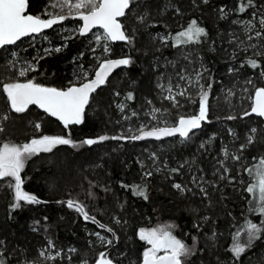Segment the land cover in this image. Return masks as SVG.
Masks as SVG:
<instances>
[{
	"label": "trees",
	"instance_id": "1",
	"mask_svg": "<svg viewBox=\"0 0 264 264\" xmlns=\"http://www.w3.org/2000/svg\"><path fill=\"white\" fill-rule=\"evenodd\" d=\"M48 2L29 0L28 12L43 15ZM256 2L259 5L261 0ZM236 4L237 0H209L208 4H203L202 0H137L132 11L123 18L130 33L133 28L137 29L134 43H111V53L99 57L91 51L89 36H80L76 31L71 35L64 33L63 39L58 34V27L81 25L79 19L72 17L65 19L61 26L44 33L52 40L48 50L29 46L26 44L27 38L0 49V114L8 111L2 85L21 80L17 77V70L12 71L7 62L13 52L25 57L37 69L29 71L24 80L34 79L38 84L57 88H66L70 82H83L81 65L90 78L99 67V62L105 59L131 56L134 61L130 67L117 71L92 94L82 125L65 130L34 106H30L29 112L25 114L10 113L8 121H0V126L5 127V131L0 133V143L19 145L27 139L44 135L67 136L70 131L71 139L78 145H60L52 152L33 156L26 162L21 173L23 190L35 195L43 203L23 204L21 208L13 210L14 192L0 181V241H3L0 244V256L4 264H59L39 260V251L47 240H51L62 251L76 249L70 253V264H93L99 253L105 250H109V257L115 264H140L147 246L139 240L138 230L170 224L177 226L171 229L173 234L189 246L193 243L192 237H197V252L186 264H264V239L247 247L239 261H235L229 251L237 232L240 233V243L245 244V226L249 221L259 225L264 220V216L253 210L257 206L255 197L246 191L255 176L246 169L258 163V159L254 161L253 157H264V122L256 116L243 115L250 110L249 101H241L239 105L235 101L225 100L227 87L236 89L248 79L253 81L255 87H264V79L259 75L261 69L254 70L247 65L240 67L248 58H253L264 68V56L254 55L256 51L264 50L261 47L264 46V40L247 41L243 28L232 23L233 20L251 19L250 12L253 11L250 9L237 15L233 11ZM165 5H169L166 11L163 10ZM221 7L229 12L227 19L220 18ZM176 9H179V13ZM146 10L155 27L144 29L135 22V15ZM192 19H196L208 32L207 38H202V43L177 48L172 47L171 39L167 46L161 44L157 37L154 39L157 35L177 34ZM254 23L256 30H260L258 22ZM234 36L239 37V40L230 43ZM240 41H244V44H240ZM249 44L258 47L242 50ZM57 48L59 52L55 51ZM204 68L208 71L203 72ZM230 68L238 71L230 73ZM197 72H203L200 77L202 85H212L209 89L210 122L202 123V127L191 134L190 139H183L186 141L184 145L178 144L176 138L144 143L109 139L91 146L79 143L101 135L111 137L123 133V136L128 137L134 135L142 125L146 129L161 127L162 118L166 124H171L181 116L195 115L198 112L196 97L192 94L191 99L177 97L179 105L173 107L170 101L164 99V93L157 83L159 81L167 86L170 80L175 87L182 84L177 73L193 79ZM117 92L128 105V110L124 112L117 107ZM129 92L133 93V100L125 99ZM193 100L196 102L193 103ZM153 109L160 110L155 114V120L150 118ZM132 112L135 116H130ZM123 116L127 119H123ZM228 116L236 118L229 120ZM35 123H40L39 130L33 126ZM127 126L133 127L132 132L126 131ZM253 127L257 129L255 143L239 151L238 145L246 143ZM229 129L233 134L229 133ZM199 144H204V147L201 148ZM224 145L231 151L239 152L242 157L230 167L227 177L232 180L231 183L229 179H219L224 171L216 166ZM145 150L150 154L145 153ZM151 154H155L157 164L149 169L153 160ZM139 160L147 163L144 169L138 163ZM181 164H184L183 168H180ZM156 168L161 171H156ZM171 168H180V171L171 173ZM144 170L153 171V175L142 181ZM191 176L215 183V187L209 184L207 190L210 207L209 201L204 200L200 192L190 185ZM121 182L147 184L149 200L145 201L122 189ZM174 182L187 185L192 192L181 195L172 188ZM66 200L79 202L90 216L111 227L116 237L112 246L99 245L87 235L88 232L97 231L113 239L111 233L96 224L83 221L74 209L60 203ZM205 215L210 217L207 222L200 220ZM114 218H119L121 223L116 224ZM198 222L201 224L199 229L193 227ZM213 233L216 234L215 239L210 240Z\"/></svg>",
	"mask_w": 264,
	"mask_h": 264
},
{
	"label": "snow or ice",
	"instance_id": "2",
	"mask_svg": "<svg viewBox=\"0 0 264 264\" xmlns=\"http://www.w3.org/2000/svg\"><path fill=\"white\" fill-rule=\"evenodd\" d=\"M203 4H208L209 0H202ZM137 4V0H53L49 7L52 9H59V12H48L45 11V15L49 18L42 19L40 15L27 14L29 7V0H0V48L7 45H13L18 40L23 37L32 36L33 34H39L45 29L52 28L54 25L61 23L69 17L77 18L82 21V26L78 29V34L80 36H85L93 29H101L102 33L94 34L97 44H101L103 47V52L105 54L111 53L110 43L114 42H124L128 45H132L135 40V32L137 29L133 28L131 33L129 32L126 24L123 22L130 11L133 9V5ZM169 5L164 6V11L167 10ZM64 9H67V13H64ZM251 19L249 20H233L232 23L243 28L248 41L253 39L264 40V0L258 5L256 0H237V4L233 11L237 15H242L249 10ZM179 13V9H176ZM220 18L227 19L229 12L225 8L221 7L219 9ZM150 13L146 10L142 14H136L134 19L135 22L141 25L144 29L155 27L156 24L149 20ZM258 22L259 29L256 30V23ZM254 32V35L251 33ZM208 32L203 27L200 26L196 19H192L187 26L175 35L169 36H159V42L164 46H167L169 39L172 40V47H182L192 44H200L203 42L202 38H207ZM156 37H154L155 39ZM239 40V37L231 39L229 42L234 43ZM240 44H244V41H240ZM256 49L258 45L249 44L242 50L247 51L248 48ZM264 47V46H261ZM159 50V49H157ZM55 51L59 52L60 49L57 48ZM95 51V49L93 50ZM15 55V53H13ZM257 57L264 56V50H259L254 53ZM43 59V57H41ZM187 59V56H185ZM133 59L131 56H125L118 59H105L99 62L98 70L95 71L94 79H89L87 71L83 69L81 65V71L83 73L82 80L80 83H69L66 88H57L44 86L38 84L34 79H28L24 82H9L2 85V92L6 96L7 109L8 111L0 114V121L6 122L11 116L10 113L15 114H25L29 112L30 106H35L41 109L50 117H54L59 121L65 130H70L71 126H79L85 123L86 120V109L90 105L92 99V94L97 91L102 85H104L108 77L112 74L113 70L121 67H130L133 64ZM169 63H173L169 61ZM247 65L252 69H261L259 75L261 79H264V68H262L261 63L257 59L248 58L244 63H241L240 67L243 68ZM173 67L175 64L173 63ZM36 67L29 64L27 68L21 69L18 72L19 77H26L29 71H36ZM208 71L206 68L203 72ZM238 71V69H229V72ZM203 72H197V78L195 83L199 85V98H198V114L192 116H181L177 121L175 126H165V127H152L150 130H146V126L142 125L139 129L138 135H132L125 137L123 135L111 136L101 135L97 138H86L79 143L81 145H94L109 139L112 140H144L147 138L161 139L162 137H172L177 136L183 138L184 140L190 139V133L194 134V130L200 129L202 123H209V91L205 89L203 85H200V77H202ZM181 80H187L188 78L184 75L177 73ZM80 79V78H78ZM163 80V76L160 77ZM247 84L253 85V81L248 79ZM211 83L207 85V89H211ZM157 87L168 94L164 96V99L170 101L173 107L179 105V100L177 97H187L191 99L187 89L174 90L170 80L166 86L164 83H157ZM179 85L176 89H179ZM254 87V93L250 97L251 107L250 110L244 112V116L255 115L258 118L264 120V87ZM245 92L248 91L247 88L244 89ZM117 96L120 95L119 92L115 93ZM232 94L231 92L229 93ZM133 93H127L125 99L133 100ZM193 103L196 101L193 100ZM151 104V101H149ZM117 107L121 112L124 111L125 105L119 104ZM159 109H153V118H155V113L159 112ZM135 115V113H133ZM234 116H228L227 119H235ZM127 119V117H125ZM35 129L39 130L41 128L40 123H35L33 125ZM5 131V127L0 126V133ZM131 131V129H130ZM257 132L256 128H251L250 133L255 134ZM229 133L232 130L229 129ZM248 135L246 138V143L240 146V150L243 151L248 145L255 143V136ZM60 145H68L71 147H77V143L71 139V132L68 131L67 136L64 135H44L39 139L33 138L30 142L23 144H15L11 142L0 143V181L7 180L8 186L14 192V203L12 204L13 210L19 209L23 204L35 205L43 203L35 195L30 194L23 190L24 179L21 176L26 162L33 156L39 155L40 153H50L54 148ZM201 148L204 144L200 145ZM225 158H229V153L227 150L224 151ZM154 161L156 159L155 154L151 157ZM234 160L239 161V156H232ZM254 161L258 159V163L254 164L252 168L246 169V171L252 175L255 174L256 182L250 184L246 191L252 194L256 201L257 206L253 209L264 216V157H253ZM140 163L141 168L144 169L145 165ZM167 167V165H165ZM184 164L180 165L183 168ZM221 167L224 169V173H228L229 169L221 162ZM180 168H171L169 171L171 173H179ZM156 171H161L160 168H156ZM153 171L144 170L142 172V181L151 178ZM203 178H201L202 180ZM220 180L229 179V183L232 182L230 178L226 175H220ZM193 183H196V177H193ZM210 183L215 187L214 182ZM199 192L204 200H208V206H211V201L209 200L208 191L205 187L200 184ZM120 187L126 191H130L133 196L142 198L143 200H149V191L147 184L134 183L126 184L121 182ZM172 188L175 189L181 195L192 192V189L187 187V185L174 182ZM107 190V189H106ZM195 194V193H193ZM60 203H65L69 209H74L79 213L85 221H91L97 224L98 227L111 233L113 238H115V232L111 227L104 224H100L95 217L90 216L84 209V206L79 202L73 200L61 201ZM123 208V204L120 205ZM197 211V210H193ZM47 219V218H45ZM210 219L209 216L205 215L200 217L201 221L207 222ZM116 224H120L121 220L119 218H114ZM39 223L38 221L36 222ZM124 223H127L124 221ZM177 227L176 225H167L165 227L156 228H140L137 232V236L140 241H143L148 247L142 253L141 264H186V261L194 256L197 252V237H192V245L189 246L183 240L177 238L171 229ZM193 227L199 229L201 224L195 223ZM245 231L247 233V241L245 244L240 243V233L237 232L233 237V244L229 251L231 252L235 261H239L242 254L245 253L246 248L250 247L255 241L264 239V220L260 221V224L252 223L249 221L245 226ZM98 240L105 245V247L113 244V239H107L105 236L100 235V233H92ZM215 233L209 237L210 240L215 239ZM3 244V241H0ZM69 252H75L76 249L70 248ZM54 253V254H53ZM39 256L46 260L55 261L61 256L60 251L55 250V244L49 240L46 249L39 252ZM0 264H4L2 256H0ZM96 264H115V261L109 258L107 252L99 253V258Z\"/></svg>",
	"mask_w": 264,
	"mask_h": 264
},
{
	"label": "rangeland",
	"instance_id": "3",
	"mask_svg": "<svg viewBox=\"0 0 264 264\" xmlns=\"http://www.w3.org/2000/svg\"><path fill=\"white\" fill-rule=\"evenodd\" d=\"M53 2V0H49V2H48V5H47V7H46V9H45V11L47 10L48 12H59V9L57 8V9H52L51 7H49V5H50V3H52ZM45 11H44V13H43V15H40L41 16V18L42 19H45V18H49L48 16H46L45 15ZM67 9H64V13L66 14L67 13ZM59 26H61V25H59ZM58 27V26H57ZM79 27H80V25L78 26V27H76V26H70V27H67V26H61V27H58L57 28V32H58V34L59 35H61V38H63L64 39V33H66V34H69V35H71L72 33L74 34L76 31H78V29H79ZM100 33H102V30L101 29H96V30H93L88 36H89V38H90V43H91V45H92V49H91V51L92 52H96V57H99V56H103V55H105V53L103 52V47H102V45L101 44H97V42H96V39H95V35L94 34H100ZM245 33V32H244ZM252 35H254V32L253 33H251ZM159 36H162V35H159ZM158 35L157 36H155V37H159ZM245 37H246V34H245ZM246 40H247V38H246ZM248 41V40H247ZM51 43H52V40L51 39H49V37L48 36H46L45 34H40V35H38V36H32V37H29V38H27V43L26 44H28L29 46H37V47H42V49L44 50H48L49 49V47L51 46ZM111 44V43H110ZM109 44V45H110ZM95 49V51H93ZM13 53H15V55H13ZM12 53V55H11V58L9 59V60H7V62L9 63V65L11 66V70L13 71V70H17V72H19L21 69H24V68H27L28 67V65L29 64H32L33 65V63L32 62H29V60H27L25 57H23V56H21V55H18V53H16V52H13ZM17 77H19V75L17 74ZM187 77V76H186ZM24 78L25 77H19V79H21L19 82H24L25 80H24ZM188 78V77H187ZM196 78H197V74L195 75V78H188L187 80H181L182 81V84H180L179 86V89H176V86L174 87L173 86V88H174V90H183V89H187V91H188V93H189V95H190V97H191V94L193 95V97H196L197 98V100H198V98H199V85H197L196 83H195V81H196ZM7 83H9V82H7ZM203 83H201L200 82V85H202ZM204 86V85H203ZM205 87V86H204ZM245 88H247L248 89V91L247 92H245L244 91V89ZM160 89V88H159ZM205 89L206 90H208L209 91V100H208V103H209V107H210V99H211V92H210V90L209 89H207V87H205ZM161 90V89H160ZM254 87H253V85H247L246 83H242L241 85H239V87L237 88L236 87V89H231V88H229V87H227V89H226V94H227V97L225 98V100H227L228 99V101L229 102H236V103H238L239 105L241 104L240 102L241 101H244V100H247V101H249V106L251 107V99H250V97L252 96V94L254 93ZM163 93H164V96H166L168 93L167 92H165V91H162ZM232 93L231 95L229 94V93ZM186 99H187V97H185ZM166 100V99H165ZM116 104L117 105H119V104H123V105H125V108H124V111H126V110H128V105H127V103H125V101H124V99L122 98V97H117V101H116ZM197 106H198V108H199V104L197 103ZM123 111V112H124ZM133 113L134 112H132L131 114H130V116H135V115H133ZM152 113H153V111H152ZM151 113V114H152ZM158 113V112H157ZM156 114V113H155ZM195 114H198V112L197 113H195ZM125 116H123V119H125L124 118ZM151 119H153V120H155V118H153V116L151 115V117H150ZM161 123H162V126H170V125H174L176 122H174V123H171V124H166V121H165V119H163L162 118V120H161ZM253 128H255V127H253ZM130 129H131V132H132V129H133V127L131 128L130 126H127V128H126V131L128 130V131H130ZM137 132H138V130L136 131V133H133L134 135L135 134H137ZM250 134H252V133H249L248 135H250ZM119 135H123V133H119ZM252 135H255V134H252ZM42 137V136H41ZM35 138V137H34ZM37 139H39L40 137H36ZM31 139H33V138H30V139H27V141L25 142V143H27V142H30V140ZM177 139V143L178 144H180V145H184V142H186V141H184L183 139H181V138H176ZM104 142V141H103ZM101 143V142H100ZM242 144H240V145H238V149H239V151H241L240 150V146H241ZM199 146H200V144H199ZM55 149V148H54ZM53 149V150H54ZM225 150H227V152L229 153V158H225V156H224V151ZM145 153H149L150 154V152L148 151V150H145ZM40 154H46V153H40ZM152 155V154H151ZM232 156H239L240 157V160L242 159V157H241V155L239 154V152H236V151H231L228 147H226L225 145L223 146V148L221 149V154H220V159H218L217 161H216V166H219L220 168H222L221 167V162H223V164L229 169V171H230V167L231 166H233V164L234 163H236V162H239V161H237V160H234V159H232L231 157ZM151 159V158H150ZM140 161V160H139ZM144 161V160H143ZM140 161V162H142L143 163V165H145V167L147 166L146 164V162L144 161ZM156 164H157V160L155 159V161L154 160H152V162L150 163V166H152V167H150L149 169H152L154 166H156ZM141 166V165H140ZM223 169V168H222ZM223 171H224V169H223ZM229 173V172H228ZM228 173H224V175H228ZM201 178L202 177H199V178H197L196 179V183H193V177L191 176V180H190V185L192 186V188L193 189H196V190H198L199 191V187L197 186L198 184H200L201 186H203V187H205L207 190H208V186H209V184L210 183H206V182H209V181H206V179L205 178H203L202 180H201ZM256 182V177L254 176L253 177V179H251V181H250V183L248 184V185H250V184H252V183H255ZM2 183L5 185V186H8V181L7 180H4V181H2ZM241 183V182H240ZM93 233H97V231H94ZM98 233H100V235H102V236H105L107 239H111V238H109L108 236H106L105 234H103V233H101V232H98ZM87 235H89V236H91L96 242H97V244H99V245H103V246H105L104 244H102L99 240H98V238L95 236V235H92V233H90V232H88V234ZM177 238H179V239H181L180 237H177ZM182 240V239H181ZM48 241L49 240H47V242H46V245H44L43 246V248L42 249H40V251L41 250H44V249H46V247H47V244H48ZM110 246H112V245H110ZM147 247H148V245H146ZM55 250L56 251H60L61 252V256L60 257H58L55 261H52V260H46V259H43V258H41L40 256H39V260H41L43 263H46V262H48V263H53V262H57V263H59V264H70L69 262H71V260H72V255L70 254L71 252H69L68 250H66V251H62V250H60V249H58V248H56L55 247ZM39 251V252H40ZM54 254V253H53ZM99 256V255H98ZM81 264H88L87 262H83V263H81Z\"/></svg>",
	"mask_w": 264,
	"mask_h": 264
},
{
	"label": "water",
	"instance_id": "4",
	"mask_svg": "<svg viewBox=\"0 0 264 264\" xmlns=\"http://www.w3.org/2000/svg\"><path fill=\"white\" fill-rule=\"evenodd\" d=\"M27 14H31V13H29L28 12V10H27ZM32 15V14H31ZM45 19H47V18H45ZM64 21H62L61 23H58V24H56V25H54L52 28H49V29H45V30H43L41 33H39V34H33L32 36H38V35H40V34H44V33H46V32H48V31H50V30H52V29H54L55 27H57V26H59V25H61L62 23H63ZM82 21H81V25H80V27L82 26ZM96 29H98V28H96ZM96 29H93V30H96ZM92 30V31H93ZM91 32H89L87 35H85V36H83V37H87L89 34H90ZM32 36H27V37H23V38H21L20 40H18L15 44H17L18 42H20V41H22L23 39H26V38H29V37H32ZM116 43H123V42H120V41H118V42H114V43H112V44H116ZM15 44H13V45H15ZM13 45H7V46H5V47H10V46H13ZM4 48V47H3ZM0 49H2V48H0ZM118 58H122V57H118ZM118 58H113V59H118ZM123 68H125V67H121V68H118V69H115V70H113V72H112V74L108 77V80L112 77V75H114L117 71H119V70H121V69H123ZM96 70H98V68L96 69ZM95 70V71H96ZM94 74H95V72L93 73V75L89 78V79H94ZM107 80V81H108ZM105 85V84H104ZM104 85H102L101 87H103ZM100 87V88H101ZM100 88H98V89H100ZM97 89V90H98ZM35 107V106H34ZM35 108H37V107H35ZM38 109V108H37ZM38 110H40L42 113H44L41 109H38ZM46 116H48L46 113H44ZM252 116H255V115H252ZM48 117H50V116H48ZM185 117H187V116H185ZM51 119H53V120H55V121H57L54 117H50ZM261 119V118H260ZM179 120V119H178ZM177 120V121H178ZM262 120V119H261ZM263 122H264V120H262ZM59 124H60V126H62L63 127V125L59 122V121H57ZM177 123V122H176ZM176 123L174 124V125H170V126H175L176 125ZM169 126V127H170ZM161 127H165V126H161ZM151 129V128H150ZM150 129H146V130H150ZM199 129H197V130H194V132H196V131H198ZM139 134V132L136 134V135H138ZM192 133H190V135H191ZM173 138H181V137H179V135H177V136H172V137H162L161 139H159V140H157V139H154V138H147V139H144V140H131V141H136V142H150V141H153V142H162V141H165V140H168V139H173ZM181 139H183V138H181ZM125 141H128V140H125ZM67 201V200H66ZM66 205V204H65ZM81 216V215H80ZM81 218L83 219V217L81 216ZM83 221H85L84 219H83ZM98 221V220H97ZM86 222H90V223H92L91 221H86ZM99 222V221H98ZM100 223V222H99ZM94 224V223H93ZM101 224V223H100ZM97 225V224H96ZM98 226V225H97ZM113 240L115 241L116 240V237L115 238H113ZM103 252H107L108 253V255H109V250H105V251H103ZM99 258V257H98ZM97 258V259H98ZM110 258V257H109ZM97 261V260H96ZM96 261L93 263V264H96ZM142 261V260H141ZM141 264V263H140Z\"/></svg>",
	"mask_w": 264,
	"mask_h": 264
}]
</instances>
